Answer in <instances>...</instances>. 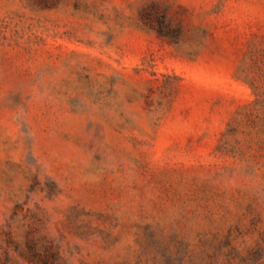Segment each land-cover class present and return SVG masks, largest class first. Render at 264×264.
Here are the masks:
<instances>
[{
  "label": "rangeland",
  "instance_id": "374dc122",
  "mask_svg": "<svg viewBox=\"0 0 264 264\" xmlns=\"http://www.w3.org/2000/svg\"><path fill=\"white\" fill-rule=\"evenodd\" d=\"M0 264H264V0H0Z\"/></svg>",
  "mask_w": 264,
  "mask_h": 264
}]
</instances>
